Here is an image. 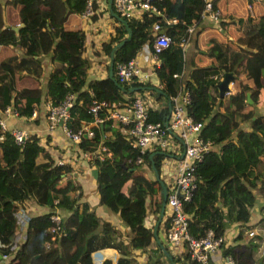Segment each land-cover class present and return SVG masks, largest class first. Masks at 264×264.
I'll use <instances>...</instances> for the list:
<instances>
[{
  "label": "trees",
  "instance_id": "1",
  "mask_svg": "<svg viewBox=\"0 0 264 264\" xmlns=\"http://www.w3.org/2000/svg\"><path fill=\"white\" fill-rule=\"evenodd\" d=\"M14 1L21 5L24 25L20 31L36 38L46 51L55 46L63 52L56 59L59 67L49 80L46 104H60L66 95L74 94L69 126L76 127L75 117L90 118L86 113L92 98L106 100L109 104L122 98L119 87L107 77L90 82L89 88L84 87L87 70L82 52L86 34L80 28H65L64 22L70 13H82L86 0ZM212 1L214 8L218 9L215 0ZM94 3L93 0V6ZM156 3L161 11L159 14H144L142 19H124L119 23L116 39H125V43L115 50L117 61L129 60L136 50L151 45L152 34L158 31L154 23L170 34L175 26L173 19L193 25L201 19L204 7V0H157ZM185 29L180 24L175 37L178 38ZM10 32L13 34L10 29L7 32L0 29V42L5 43ZM235 44L237 49L230 51V47L218 48L219 44L213 43L207 48V54L214 56L215 62L199 65L191 60L192 67L183 80L174 75L184 69L182 45L174 42L156 53L162 89L166 92L164 97L168 99L176 94L183 81V88L190 94L188 112L203 123L200 129L203 140L213 144L195 163L196 186L185 203V211L190 214L188 232L195 238L203 236L208 229L220 236L229 221H248L250 208L255 202L253 188L258 186L264 192V174L258 169L260 156L264 153V115L254 117L255 111L246 95L250 91L255 102L260 89H264V14L249 24L243 35L236 37ZM33 45L30 43L27 51ZM225 58L230 64L229 70L234 71L232 81L235 88L233 93L220 97L217 84L224 70L216 62ZM5 62L15 75L17 68L9 61ZM7 78L10 81V77ZM142 85L150 86L148 82ZM12 89L14 92V85L9 82L7 90ZM5 91L3 84L0 87V111L7 106ZM148 91L156 99L163 98L152 87ZM13 96L12 105L18 115L28 117L41 101L42 90L23 87L15 90ZM157 118L151 116V119ZM246 121L251 126L248 130L241 127ZM124 127L118 120L104 119L98 126H92V137L83 136L78 144L91 153L99 142L105 143L106 150L100 151L102 159H96L99 165L95 174L99 202L119 214L129 238L125 244L145 249L153 237L151 227L145 223L151 210L154 182L149 170V155L153 153L157 161L160 153L154 150L140 153L133 148ZM215 145L218 147L214 148ZM138 154L143 156L145 165L134 162ZM93 156L96 157L97 153ZM89 159H93L92 153ZM68 170L70 166L55 161L36 134H28L24 141L17 142L10 129H3L0 125V251L8 253L12 248L15 228L19 226L15 211L24 210L30 199L49 208V211L30 216L28 228L31 233L27 234L24 243H20L10 263L26 264L27 260L34 263L33 258L37 254L39 259L46 260L44 264H72L77 254H85L110 243L104 234L115 239L117 229L102 219L87 201L81 200V184L69 177ZM61 208L68 212L67 216L63 215L64 235L47 246L51 215ZM116 241L120 245L124 242L120 238ZM223 255L239 261L234 246L225 247Z\"/></svg>",
  "mask_w": 264,
  "mask_h": 264
},
{
  "label": "crops",
  "instance_id": "2",
  "mask_svg": "<svg viewBox=\"0 0 264 264\" xmlns=\"http://www.w3.org/2000/svg\"><path fill=\"white\" fill-rule=\"evenodd\" d=\"M94 1L95 14L92 17L87 18L82 13H70L64 22L65 28H80L86 34L85 47L82 52V57L85 59L84 65L87 70L85 88H89L90 82L97 79L107 77L112 80L109 75L111 54L114 46L121 41H117L116 39L118 35L116 28L120 22H123L113 14L115 11L109 0ZM215 5H217L216 7L221 13L219 21H213L206 17H201L193 25H187L183 21H174L175 26L170 35L175 39V42H179L182 45L184 50L185 64L182 74V78L184 79L188 76L192 67L191 60H194L199 65H208L215 62V57L207 54V48L215 42L219 44L218 48L230 47V51L237 49V45L235 44L236 37L240 34L243 35L248 25L255 23L258 17L264 14V0H215ZM20 7L21 5L14 0H0V29L5 32L9 29L13 31V34L11 32L8 34V39L5 43L0 42V87L3 84L6 86L4 100H6L5 103L8 106L13 107V94L15 90L23 87L41 88L42 99L41 103L39 102L35 105V116H15L4 114L2 111H0V115L4 116L7 128L23 129L28 134H36L39 137L40 143L55 161H58L60 158L66 161L65 164L70 166V170H68L69 177L81 184V200L87 201L90 207L102 219L109 221L117 229L115 234L116 240L120 238L124 241H121L123 243L120 245L119 241L109 238L108 235L104 234L102 236L106 237V241L110 243L92 249L85 254H77L72 264H153L156 261L157 264H198L190 259L186 244H174L167 239V227L171 217V210L166 198L165 210L161 220L159 219L162 186L155 179L151 169L149 170L154 179L152 185L153 197L151 210L145 218V223L151 227L152 242L145 249H137L125 244L129 240L125 225L118 213H114L105 205L100 204L96 189L95 174L99 166L96 159H102L100 151H102L105 143L99 142L95 150L91 152L93 159H89V151L83 150L78 142H73L64 133L61 124L57 123L52 129H49L50 120H48L46 114L47 89L51 74L60 65L56 59L62 56L63 52L55 46H51L46 51L36 38H32L30 35L28 37L20 31L24 25L21 19ZM248 17L251 18L250 21H248ZM239 18H241V21H239ZM180 24H183L186 29L177 38L174 34ZM17 25H20V27L14 29V26ZM32 42L34 45L30 47V51H27L26 48H29ZM153 53L151 45H144L135 52L134 56L142 70V81L127 79L123 83H118L126 87L124 90L119 88L122 92L121 99H126L128 102L140 99L149 115L159 117L160 119L170 107L168 105L169 99L165 98L163 94V98L155 99V97L152 100L148 93L150 87L155 90V87L163 86L161 75L157 69L158 63L152 65L149 62ZM114 60H117L115 58V51ZM5 61H9L11 65L17 68L15 75L10 71L9 65ZM227 62L228 60L225 58L220 59L216 63H220L221 68L225 72L230 71V64ZM236 67L237 65L234 66V68ZM8 76L10 77V81H8ZM9 82L12 86L14 85V92L13 89L11 91L7 90ZM145 82L150 84L148 88L142 85ZM230 86L231 91L229 93H233L235 88L233 81L230 82ZM118 102H116V107L121 108L122 106ZM248 103L252 104L255 111L254 117L261 114L264 115V89H260L255 102L252 99ZM111 109L113 108L111 107ZM109 111L108 107L105 110H101L100 113L103 120H116L108 116ZM86 114L90 115V118L75 117L76 123L90 122V119L93 117L89 112ZM93 124L91 122L90 126L92 127ZM241 127L246 130L250 129V122L246 121L241 124ZM123 131L127 134L125 127ZM217 147V145L214 146V148ZM173 149L174 147L170 141L165 150H154L156 152L159 150L164 152L163 154H157L156 160L158 161L157 171L166 180L167 194L171 189L176 160L174 157L170 158L166 153L171 152ZM93 153H99L101 158L99 155L93 156ZM258 169L264 174V153L260 156ZM253 192L255 194V202L250 208L248 221L244 223L242 221H229L226 223L224 234L220 235L222 237L221 246L210 253L212 264H264V192H261L258 186L253 188ZM30 201L32 202L34 199H30L28 204H31ZM34 204L30 207H34L31 209L36 213L28 214L23 212V210L15 211V215L20 216L17 217L20 225L18 228H15L14 232V241L17 240V248L18 243L20 244L26 239V229L29 219L27 220L25 215L30 217L32 214L49 211L47 206L39 205L35 201ZM39 207L42 209L38 210ZM58 212L64 216L68 215L67 210L63 208L58 209ZM22 224L24 225L23 228H21ZM154 226L156 228V235L153 232ZM227 246L236 247L239 261L236 262L229 255H223V250ZM121 248L128 251V253L125 254ZM6 254L5 251H0V264H9L11 262V259L5 257ZM10 257L12 258V256ZM65 259L71 258L65 257ZM229 259L231 261H228ZM40 261L43 263H40ZM40 261L31 263L27 260L26 264H44L46 260L40 258Z\"/></svg>",
  "mask_w": 264,
  "mask_h": 264
},
{
  "label": "built area",
  "instance_id": "3",
  "mask_svg": "<svg viewBox=\"0 0 264 264\" xmlns=\"http://www.w3.org/2000/svg\"><path fill=\"white\" fill-rule=\"evenodd\" d=\"M86 1V8L82 14L84 16L93 15V0ZM156 1L112 0L111 6L115 12L123 17L141 19L144 14H159L161 12ZM200 15L213 21H219L221 13L218 9L214 8L212 0H204V7ZM153 26L158 31L152 35L151 45L154 53L150 57L149 62L152 65H156L158 63L156 53L160 49L170 46L175 42V39L169 33L164 31L160 32L158 23H154ZM183 71L175 73L174 75L180 80H183ZM114 77L119 83H123L127 79L142 81V70L135 56L126 61L116 60L114 63ZM216 77L217 75H214V78ZM181 82L179 91L168 97L171 102L168 127L164 121V117L151 119L145 105L140 99L131 102H128L126 99H120L118 100V104H121L122 107L118 108L116 107L117 101L109 104L106 100L92 98L87 111L93 118L90 119V122L76 124V127L73 128L68 124V120L71 117L70 110L75 97L72 93L66 95L60 104L47 103V118L50 120L49 129H52L59 123L62 125L64 133L73 142H79L83 136L92 137L94 135V130L90 124L92 122L97 125L102 122L103 118L100 112L108 107L110 109L108 116L115 118L125 125L126 132L130 137L131 146L140 153L150 152L155 149L165 150L171 141L174 149L170 153L176 161L173 169L171 189L167 194V203L171 210V217L167 227V239L174 244H186L189 257L194 262L198 264H212L210 261V253L221 246L222 237L217 235L212 229H208L199 238L192 237L188 232L189 213L185 211V203L190 199L192 191L196 186V175L194 173L195 163L202 159L204 153L210 150L213 144L209 140H203L200 136V129L203 123L195 120L189 114L188 105L190 104V94L188 90L183 88V81ZM2 113L18 115L15 108L8 105ZM35 114L36 109L33 108L30 116H35ZM0 125L3 129H9L7 128L3 115H0ZM10 131L17 142L24 141L28 135L23 129L12 128ZM102 150H106L105 146ZM98 155L99 153H97ZM89 156H91V153H89ZM99 157L101 158L100 155ZM57 162L59 164H65L66 161L60 158ZM134 162L145 165L143 156L139 154L136 156ZM178 191L182 192L181 196L178 195ZM51 219L52 225L49 227L50 239L46 242L47 246L52 241H55L57 237L59 238L64 235L62 228L64 221L63 215L56 211L51 215ZM228 261L231 260L229 259Z\"/></svg>",
  "mask_w": 264,
  "mask_h": 264
},
{
  "label": "water",
  "instance_id": "4",
  "mask_svg": "<svg viewBox=\"0 0 264 264\" xmlns=\"http://www.w3.org/2000/svg\"><path fill=\"white\" fill-rule=\"evenodd\" d=\"M112 0H109V2L111 3ZM113 14L120 20V21H123L124 22V19L122 17H120L117 13L113 12ZM20 25H17V26H14V29H17L19 28ZM163 31V30H160V32ZM131 33V31L129 30V34ZM125 43V39L121 40L120 42H118L113 50H112V54H111V61H110V77L112 78L113 82L119 87L121 88L122 90L126 89V87L122 86L121 84L118 83V81L116 80V78L114 77V63H115V60H114V51L120 47L121 45H123ZM234 78V71L233 70H230V71H225L223 73V76L222 78L219 80L217 86H218V92H219V96L220 97H223L226 93H229L231 91V86H230V82L232 81V79ZM155 90L158 92V93H161L163 94L164 96H166V92L161 88V87H155ZM247 101L248 102H251V97H250V91L247 92ZM168 105L169 107L171 106V102L170 100H168ZM168 118H169V110H167V112H165V115H164V121L168 127ZM169 129V128H168ZM170 130V129H169ZM157 153H160V154H163L164 152L162 150H159ZM166 155H168L170 158L173 157V155L170 153V152H167ZM154 154L151 153L149 155V159L151 161V170L152 172L154 173V177L156 180H158L160 183H161V186H162V200H161V204H160V213H159V219L161 220L162 216H163V213H164V210H165V206H166V198H167V185L165 183V177L162 178L159 174V172L157 171V165H158V162L154 160L153 158ZM178 195L181 196L182 195V192L181 191H178ZM16 214V212H15ZM25 217L28 219H30L29 216L25 215ZM153 232H154V235L155 232H156V228L155 226L153 227ZM31 233V230L28 228V224H27V229H26V239H27V234H30ZM14 238V237H13ZM26 241V240H25ZM24 240L22 241L23 243L25 242ZM16 242L17 240H15L12 244V248L11 250L9 251V253H7L5 255V257L9 258V259H12L10 256H14V254L17 252V245H16ZM158 243L160 244V242L158 241ZM19 243H18V247H19ZM162 246V244H160ZM163 247V246H162ZM17 248V249H16ZM38 256V257H37ZM18 260V259H17ZM33 260L35 262L37 261H40L39 259V255L35 254V257L33 258ZM40 263H43L40 261ZM11 264V263H9Z\"/></svg>",
  "mask_w": 264,
  "mask_h": 264
},
{
  "label": "rangeland",
  "instance_id": "5",
  "mask_svg": "<svg viewBox=\"0 0 264 264\" xmlns=\"http://www.w3.org/2000/svg\"><path fill=\"white\" fill-rule=\"evenodd\" d=\"M94 14H95V8H94ZM93 14V15H94ZM93 15H88V16H85V17H87V18H90V17H92ZM90 22V21H89ZM150 96V98L153 100L154 98H155V96H152V95H149ZM156 99V98H155ZM245 123V122H244ZM152 171V170H151ZM31 202V201H30ZM31 205H35L34 204V201H32L31 202V204L29 203L28 204V206H27V208H25L24 210H23V212H26V213H28V214H30V213H36V212H34L31 208H34V207H30ZM40 209H42L41 207H39L38 208V210H40ZM21 220V219H20ZM17 221H19L18 220V218H17Z\"/></svg>",
  "mask_w": 264,
  "mask_h": 264
},
{
  "label": "clouds",
  "instance_id": "6",
  "mask_svg": "<svg viewBox=\"0 0 264 264\" xmlns=\"http://www.w3.org/2000/svg\"><path fill=\"white\" fill-rule=\"evenodd\" d=\"M114 10V9H113ZM115 11V10H114ZM115 13H117V12H115ZM118 14V13H117ZM119 15V14H118ZM120 17H122L123 19H139V18H126V17H123V16H121V15H119ZM142 19V18H141ZM160 30H162V29H160ZM159 30V31H160ZM156 31H154L153 32V34L155 33ZM152 34V35H153ZM152 39V38H151ZM151 47H152V45H151ZM154 51V50H153ZM158 64H159V60H158ZM222 76H223V74L219 77V79H221L222 78ZM184 79V78H183ZM162 88V87H161Z\"/></svg>",
  "mask_w": 264,
  "mask_h": 264
},
{
  "label": "bare ground",
  "instance_id": "7",
  "mask_svg": "<svg viewBox=\"0 0 264 264\" xmlns=\"http://www.w3.org/2000/svg\"><path fill=\"white\" fill-rule=\"evenodd\" d=\"M17 217H20V216H17ZM19 222V221H18ZM19 225H20V223H19ZM24 227V225L22 224V226H21V228H23Z\"/></svg>",
  "mask_w": 264,
  "mask_h": 264
}]
</instances>
